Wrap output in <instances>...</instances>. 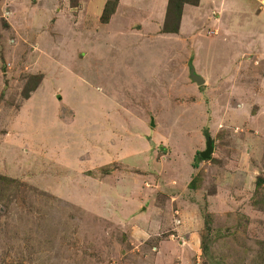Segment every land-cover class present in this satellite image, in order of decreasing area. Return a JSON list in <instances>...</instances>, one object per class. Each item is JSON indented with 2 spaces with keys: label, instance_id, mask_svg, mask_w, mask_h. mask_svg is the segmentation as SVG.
Here are the masks:
<instances>
[{
  "label": "rangeland",
  "instance_id": "1",
  "mask_svg": "<svg viewBox=\"0 0 264 264\" xmlns=\"http://www.w3.org/2000/svg\"><path fill=\"white\" fill-rule=\"evenodd\" d=\"M41 1L0 0V264H264V90L212 88L231 58L209 49L198 86L174 41L95 44L79 0ZM238 2L255 41L264 6Z\"/></svg>",
  "mask_w": 264,
  "mask_h": 264
},
{
  "label": "crops",
  "instance_id": "2",
  "mask_svg": "<svg viewBox=\"0 0 264 264\" xmlns=\"http://www.w3.org/2000/svg\"><path fill=\"white\" fill-rule=\"evenodd\" d=\"M45 1L49 17L51 10L60 9L58 5L61 0ZM168 1L118 0L115 12L110 19L107 22H102L101 15L107 0H79L78 5H73L72 9H70L71 7L68 9L70 13L68 28L72 35L77 32L78 36L84 37L86 40L94 39L95 44L104 40L110 42L117 39L120 41L122 40L121 37H124L125 39L134 38L131 39L134 41L133 43L139 45L141 38L149 37L140 34L144 33L145 30L154 39L174 41V44L177 43L180 45L179 47L185 48L184 52L189 61L190 80L196 83L191 78L192 65L196 73L205 79V83L202 85L208 83V78L197 71L199 68L197 57L201 56L203 49H209L212 53L211 58L214 57V60L218 62L223 60L227 63V58H231V66L227 67L226 65L223 67V72L216 76L218 79H215L217 81L212 88L223 84L225 85V90L230 89L236 92V90L243 89L242 93L238 95L260 94L261 91L257 92V90H264V74H262L264 70H261L259 64L260 59L264 60V54H261V49L264 50V35H258L254 41L255 37L252 38V33L248 32L250 31L248 24L239 20L237 14L236 16L234 15L235 13L240 14L244 12L242 11L244 8L237 9L239 5L238 0H200L197 5L187 3L183 7L179 32L165 33L162 31V28L166 17ZM258 1L264 6V0ZM35 2L38 3L39 0H35ZM53 6L57 8L54 10ZM258 11L255 13L260 16L262 9L259 8ZM60 16L57 14L58 19L52 17L54 27L58 26V22L61 21H59ZM263 27L264 25L261 28ZM230 52H233V54L230 55ZM250 52L258 53L255 59H251ZM172 53H174V50ZM53 62H56L55 58ZM211 62L214 63L212 59ZM252 66L255 68L253 69ZM250 68L255 72L253 74L256 75V79L258 78V82H249L252 74L250 73ZM219 80L224 82L219 83ZM43 84L48 85L46 90L50 91L49 95L57 88L51 84V77H45ZM40 88L43 87H39L38 90ZM60 95L62 94L60 93ZM31 98L32 96H29L25 103L27 104ZM241 104L239 103L238 106ZM152 117H154V123H156V116L151 114V121ZM151 126L154 127L155 125ZM210 140L212 141V139Z\"/></svg>",
  "mask_w": 264,
  "mask_h": 264
},
{
  "label": "trees",
  "instance_id": "3",
  "mask_svg": "<svg viewBox=\"0 0 264 264\" xmlns=\"http://www.w3.org/2000/svg\"><path fill=\"white\" fill-rule=\"evenodd\" d=\"M199 1L200 0H169L162 31L165 33H178L180 29V23L182 19L184 5L187 3L197 5ZM117 3L118 0H107L103 13L101 15L102 22H107L110 19L112 14L115 12ZM37 77L38 80L36 81L34 88L39 85V83L42 81L43 78L42 76H37ZM24 96L28 98L30 96V91L27 92L25 91ZM199 158L203 159L201 156ZM0 178L9 180V178L6 176L0 175ZM263 184H264V178L260 176L256 181V186H261ZM191 185L194 188V180L192 181ZM254 202L257 205H261L262 203H264V199L262 200L255 199Z\"/></svg>",
  "mask_w": 264,
  "mask_h": 264
},
{
  "label": "water",
  "instance_id": "4",
  "mask_svg": "<svg viewBox=\"0 0 264 264\" xmlns=\"http://www.w3.org/2000/svg\"><path fill=\"white\" fill-rule=\"evenodd\" d=\"M191 78H192V80H194L198 85H202V84L205 83V79H204L201 75H199V74L196 73V70H195V68H194L192 65H191ZM151 124H152V125H155V123H154V117H152ZM212 151H213V143H212V141L210 140V141L207 143V148H206V150L201 151V152H200V155L202 156V158L205 159V158H207V157H209V156L211 155Z\"/></svg>",
  "mask_w": 264,
  "mask_h": 264
}]
</instances>
